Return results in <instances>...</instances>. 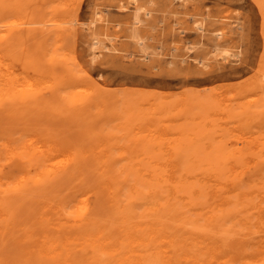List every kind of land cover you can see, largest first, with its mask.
Masks as SVG:
<instances>
[{"label":"rangeland","instance_id":"374dc122","mask_svg":"<svg viewBox=\"0 0 264 264\" xmlns=\"http://www.w3.org/2000/svg\"><path fill=\"white\" fill-rule=\"evenodd\" d=\"M114 1H117V3H115ZM119 1L121 4H119ZM142 1L143 0H130L129 2H126V0H112V2L111 0H13L11 7L8 8L6 13L2 12L4 14L1 17L3 23L6 22V20L7 22L10 21V23L11 21L16 23L13 28L17 31L16 33H18L20 38L14 42V48L12 51L16 53L14 55H5L6 59L13 57H15V59L7 60V62H10L13 69L17 70V73H19L23 71L24 68V55L30 54L34 56L35 59H38L39 57L40 60L44 59L45 61H43L42 64L44 66L50 64L49 66L51 68H55V72L62 73L63 71L70 72L71 70L72 74L74 72L76 76L80 77V80L77 83V86L79 87H77L76 89L81 91V95L83 97L90 98L91 115L89 117L83 115L70 119L65 117L63 110L58 112V114H53L51 110L47 109L45 112L41 111L42 113L40 112L39 114L34 115V119L32 120L34 121V126H30L32 130L30 131L24 126V123H19V121L22 122L24 120L12 121L10 118H3L2 114L0 115V132L1 130H4L6 133H12V135H14V137L16 138H18L19 134L25 133L26 135H24V137L19 141L23 142V140L25 139L32 138L31 140H33L36 145L42 146L41 149L47 153V158H50L47 159V164H52L55 166L67 163L66 161H69L70 159L72 162L71 164L78 163L84 166H95L96 164H123V162L124 164H127L132 162V160L134 163L138 162V160L141 163H147L148 161L166 162L167 160H198L201 158H219L220 156H224L225 158H235L237 156L264 155V80H262L264 79V0H192L193 2L190 0H185L187 2H183L182 0ZM105 2L107 3V5ZM158 3L161 5H159ZM123 5H125L126 7ZM174 5L176 6L174 7ZM94 6L95 8L91 9ZM184 6L187 7L184 9ZM148 7L149 9H147ZM224 7L226 8L224 9ZM97 8L102 15L104 13L106 14H104V16H101ZM100 10L103 12H101ZM233 10L234 13L236 12V14L231 12ZM2 11H5L3 7ZM162 11L165 12V14L159 13ZM223 12L225 15L223 14ZM146 13L149 15H147ZM187 13L188 15H186ZM113 14L115 15L114 18ZM220 14L223 19L218 16ZM94 15H96V18ZM162 15L164 16V18H166L165 21ZM214 15L217 17H215ZM122 16L127 17L123 18ZM193 16H195V19L193 18ZM161 17L163 19H161ZM119 18H121V20ZM173 18L175 19V21ZM141 19H143L142 22ZM177 19H179V22ZM215 19L217 21H215ZM96 20H98V22L100 21L101 23L99 22L98 24ZM197 20H200V22H197ZM202 21L203 23H201ZM207 21H209V23H206ZM216 22H220V25H218ZM150 23L152 27H150ZM79 25H81L82 27ZM120 25L123 26L121 27ZM127 25H130V29L129 27H127ZM138 25L140 26L139 30ZM193 25L195 26V30ZM181 26L191 31L180 30L183 29ZM176 27H179V29ZM189 27H191V29ZM7 28L8 25H3L1 27L2 34H4V32L6 34ZM197 28L199 30H197ZM78 31L80 35L76 34L78 33ZM101 31L103 32L101 33ZM90 32H92L93 34H91ZM211 32L214 33L211 35ZM127 34L129 38L127 37ZM201 34L203 36H201ZM89 35L91 37H89ZM152 35L153 37H157L158 39L153 38ZM217 36L218 38H216ZM186 37L189 38L187 39ZM225 37H228V39ZM89 38H91V40H88ZM133 38L135 39L133 40ZM5 39L6 40H4L5 42L3 46L4 48L7 47V38L5 37ZM120 41L122 43H120ZM189 44L190 46H188ZM154 45L158 51L155 50L156 48H154ZM108 47L111 49V52ZM143 48L145 49V51ZM190 49L193 51H191ZM226 50L228 53L224 52ZM3 52L6 53L7 50L3 49ZM50 52H53L51 54L52 56L50 55ZM195 52L197 56L195 55ZM220 52L222 53L220 54ZM146 53H149L148 56ZM209 53L211 54V56ZM219 54L221 57L217 56ZM194 55L196 56V58ZM207 55H209V57ZM146 56L148 57V59ZM182 56L184 57L181 58ZM192 57L194 58L192 59ZM213 57L215 59H213ZM135 58L137 61L135 60ZM139 58L141 59L138 60ZM101 60L104 63H101ZM141 60L143 64L141 63ZM199 60L202 63L199 62V64ZM107 64L108 66L111 65V68L108 67ZM145 64L148 65L146 66ZM102 65L105 67H103ZM155 67H157V69ZM191 67L192 69H190ZM201 67L202 69H200ZM87 68H91V70ZM112 68L114 69L112 70ZM104 69H106V71ZM165 69L170 74L166 72ZM205 69L208 70L206 71ZM100 70L101 72H99ZM151 71L155 72H153L152 74ZM179 71H181V73ZM165 72L168 74H166ZM238 72L240 73L238 74ZM48 73L49 72H45L41 74L46 75ZM146 73H150L149 76ZM185 74H188V76L190 77L186 76ZM162 75H165L166 78L165 76L163 78ZM194 76H196V78H194ZM150 81L151 83H154L156 81L157 82L151 84L149 83ZM116 82L118 84H116ZM183 82L185 83L183 84ZM190 82L192 84H190ZM134 83L138 84L135 85ZM139 83L141 85H139ZM146 84L151 85L148 86ZM85 87L89 89L86 90ZM122 89L123 91H121ZM136 89L140 91L139 94L137 91L135 92ZM122 92L123 94L125 92L129 94L126 95L125 93L128 98L124 97V99H122ZM145 93L147 94L144 95ZM178 93H180V95H178ZM200 93H204L205 95H201ZM46 94H50L48 90H46ZM161 94L165 97H162ZM136 95L137 97H135ZM215 99L217 102L215 101ZM188 100L191 101L192 104ZM120 101L124 102V105ZM157 110L160 112H158ZM181 111L184 112L181 113ZM14 116H18L17 113H15ZM175 123H177V125ZM188 123H190V125ZM42 126H45L44 130L42 129ZM227 135L229 137L226 138ZM163 137L165 140H161V138L163 139ZM250 138L251 141L249 140ZM245 140L247 142H245ZM21 142L17 144L21 145ZM250 142H253L251 147ZM232 146H234L235 150L234 148H232ZM138 147L140 149H138ZM240 147H242V150H240ZM50 148L53 149L52 153H50ZM125 149L127 150L124 151ZM144 150H146V152ZM1 151L2 150L0 149V152ZM73 154V159L77 158L74 161L71 158ZM218 155L219 157H217ZM7 160L8 159H6L3 154H0V169L2 170L0 178L4 180L5 175H10L12 179L18 178L20 175L18 168L12 164V161ZM90 201L91 203H93L94 197H91ZM20 211L21 208H19L18 213L19 223H22V221L28 222L30 220H35L37 222V220L39 218H42L44 214L36 200H31L28 202V209L26 211ZM262 214L264 216V210L262 211ZM36 228L38 229L39 226H30V230H32V232L37 231ZM19 233L21 236H24L23 230H21ZM14 234L16 235V231ZM14 234H9L6 237H1L3 239L5 238L4 240L7 241V245L5 247L4 245L0 246V256H8V254L17 252V250L19 249L18 247L21 243L23 248L27 249V246H25L24 244L27 239H21L20 241H16L15 243Z\"/></svg>","mask_w":264,"mask_h":264},{"label":"bare ground","instance_id":"6f19581e","mask_svg":"<svg viewBox=\"0 0 264 264\" xmlns=\"http://www.w3.org/2000/svg\"><path fill=\"white\" fill-rule=\"evenodd\" d=\"M12 1L13 0H0V115L3 114V118L4 117L10 118L12 121L24 120L22 122L19 121V123H24V126L26 128H28L30 131H32L30 126H34L33 125L34 121H32L34 119V115L39 114L41 111L45 112L47 109L51 110L53 112V114H58V112L63 110L65 117L70 118V119L76 118L79 116H83V115L86 117H89L91 115L90 98L83 97L81 95L82 94L81 91L76 89L77 87H79V86H77V83L79 82L80 77L76 76L74 74V72L72 74L70 69H69L70 72H65V71H63L62 73L55 72L54 71L55 68L54 67L51 68L49 66L50 64H47V66H44L42 64V62L45 61L44 59L40 60V57L38 59H35V57L30 55V54L24 55V57H25V60L23 61L24 68H23V71H21L19 73H17V70L13 69L10 62H7V60L15 59V57L6 59L5 55L6 56L14 55L16 53V52L14 53L12 51L14 48V42L20 38L18 33H16L17 31L13 28V26H15L16 23L12 22V21L10 23V21L7 22V20H6V22L3 23L2 17H1L4 13H6L8 8L11 7ZM129 1L126 0V2H129ZM149 1H151V0H149ZM182 1L184 2L185 0H182ZM190 1H192V0H190ZM109 2H108V4H109ZM111 2H112V0H111ZM142 2H144V0ZM185 2H187V1H185ZM115 3H117V1ZM140 3H141V1H140ZM119 4H121L120 1H119ZM158 4H157V6H158ZM178 4H180V3H178ZM184 4H188V3H184ZM106 5H107V3H106ZM159 5H161V4H159ZM123 6H125V5H123ZM135 6H137V5H135ZM175 6L176 5H174V7ZM2 7L5 9V11H2ZM186 7L187 6H184V9ZM198 7H199V5H198ZM230 7H231V4H230ZM93 8H95V6L92 7L91 9H93ZM225 8L226 7H224V9ZM249 8H250V6H249ZM115 9H117V8H115ZM147 9H149V7ZM31 10H33V9H31ZM97 10H98V8H97ZM125 10H127V9H125ZM156 10H157V8H156ZM186 10H188V9H186ZM234 10L231 12L234 13ZM2 12H4V13H2ZM98 12H99V10H98ZM101 12H103V11H101ZM104 12H105V10H104ZM201 12H202V10H201ZM204 12H206V11H204ZM207 12H208V10H207ZM85 13H86V11H85ZM89 13H90V11H89ZM159 13L165 14V12H163V11L159 12ZM166 13H169V12H166ZM170 13H171V11H170ZM188 13L186 15H188ZM217 13H218V11H217ZM104 14H106V13H104ZM104 14L103 15L101 14V16H104ZM223 14H224V12H223ZM234 14H236V12ZM147 15H149V14H147ZM150 15H152V14H150ZM94 16L96 18V15H94ZM114 16L115 15L113 14V18H114ZM195 16H196V14H195ZM195 16H193V18ZM218 16L221 17V14ZM117 17H119V16H117ZM126 17H123V18H126ZM215 17H217V16H215ZM229 17H230V15H229ZM233 17H235V16H233ZM163 18H164V16H163ZM163 18L161 17V19H163ZM201 18H203V17H201ZM119 19L121 20V18H119ZM165 19L166 18H164V21H165ZM182 19H180V20H182ZM211 19H212V17H211ZM14 20H15V18H14ZM112 20H114V19H112ZM142 20L143 19H141V22H142ZM177 20L179 22V19H177ZM204 20H206V19H204ZM96 21L98 22V20H96ZM103 21H105V20H103ZM174 21H175V19H174ZM198 21L200 22V20H197V22ZM215 21H217V20L215 19ZM93 22H94V20H93ZM99 22H98V24H99ZM148 22H150V21H148ZM159 22H161V21H159ZM220 22H218V23L216 22V23L218 25H220L219 24ZM120 23H118V24H120ZM122 23H124V22H122ZM201 23H203V21ZM206 23H209V21H207ZM98 24H97V26H98ZM185 24H186V22H185ZM3 25H8L6 34H5V32H4V34H2L1 27ZM83 25H84V23H83ZM130 25H127V27H129ZM212 25H213V22H212ZM79 26H81V25H79ZM109 26H108V28H109ZM113 26H115V25H113ZM156 26H158V25H156ZM197 26H199V25H197ZM150 27H152L151 23H150ZM147 28H146V30H147ZM176 28L179 29V27H176ZM189 28L191 29V27H189ZM211 28H213V27H211ZM222 28H220V29H222ZM129 29H130V27H129ZM139 29H140V26H139L138 30ZM217 29H218V27H217ZM180 30H187V29L183 28ZM194 30H195V26H194ZM197 30H199V29L197 28ZM189 31H191V30H189ZM96 32H99V31H96ZM102 32L103 31H101V33ZM90 33L93 34L92 32H90ZM151 33H153V32H151ZM213 33L211 32V35ZM76 34L80 35L79 31ZM128 34H127V37H128ZM143 34H144V32H143ZM195 34H196V32H195ZM172 35H173V33H172ZM116 36H119V35H116ZM116 36H115V38H116ZM201 36H203V35L201 34ZM225 36H226V34H225ZM5 37L7 38V45H6L7 47L6 48L3 47L4 42H5L4 40H6ZM89 37H91V36L89 35ZM152 37H153V35H152ZM75 38H76V36H75ZM86 38H87V36H86ZM153 38H155V37H153ZM173 38H176V37H173ZM216 38H218V36ZM225 38L228 39V37H225ZM103 39H102V41H103ZM134 39L135 38H133V40ZM171 39H172V37H171ZM88 40H91V38H89ZM122 40H123V38H122ZM52 41H53V39H52ZM95 41H96V39H95ZM108 41H110V40H108ZM128 41H127V43H128ZM230 42H232V41H230ZM120 43H122V42L120 41ZM220 43H222V42H220ZM86 44H88V43H86ZM134 44H132V45H134ZM155 45H154V48H156ZM165 45H166V43H165ZM195 45H197V44H195ZM138 46H139V44H138ZM159 46H161V45H159ZM188 46H190V44ZM258 46H259V44H258ZM3 49L7 50V52H9V53H7V52L4 53ZM133 49H134V47H133ZM140 49H141V47H140ZM187 49H189V48H187ZM155 50H157V48ZM159 50H161V49H159ZM144 51H145V49H144ZM191 51H193V50H191ZM110 52H111V49H110ZM138 52H140V51H138ZM224 52H227V50ZM52 53L53 52H50V55ZM177 53H178V51H177ZM221 53L222 52H220V54ZM148 54H147V56H148ZM216 54H218V53H216ZM220 54L217 56H220ZM109 55H112V54H109ZM152 55H153V53H152ZM195 55H196V52H195ZM228 55H230V54H228ZM65 56H66V53H65ZM144 56H145V53H144ZM196 56H195V58H196ZM207 56L209 57V55H207ZM210 56H211V54H210ZM183 57L184 56H182L181 58H183ZM231 57H232V55H231ZM151 58H150V60H151ZM193 58L194 57H192V59ZM224 58H226V57H224ZM258 58H259V56H258ZM108 59H109V56H108ZM140 59L141 58H139L138 60H140ZM147 59H148V57H147ZM201 59H202V57H201ZM213 59H215V58L213 57ZM135 60H136V58H135ZM210 60H212V59H210ZM96 61H100V60H96ZM199 62L202 63L200 60L198 61V63ZM216 62H218V61H216ZM257 62H258V60H257ZM101 63H104V62L101 60ZM141 63H142V60H141ZM73 65H74V63H73ZM245 65H248V64H245ZM81 66H83V65H81ZM97 66H99V65H97ZM107 66H108V64H107ZM113 66H114V64H113ZM201 66H205V65H201ZM207 66H209V65H207ZM103 67H105V66H103ZM108 67L111 68V65ZM250 67H252V66H250ZM155 68L157 69V67H155ZM158 68H159V66H158ZM161 68H162V66H161ZM164 68H166V67H164ZM194 68H195V65H194ZM29 69H31V70H29ZM87 69L91 70V68H87ZM106 69H104V70L106 71ZM113 69L114 68H112V70ZM122 69H120V70H122ZM190 69H192V67ZM200 69H202V67ZM217 69H219V68H217ZM239 69H240V67H239ZM50 71H52V72H50ZM165 71H166V69H165ZM183 71H185V70H183ZM45 72H49V73L46 75L41 74V73H45ZM80 72H84V71H80ZM99 72H101V70ZM153 72H155V71H153ZM153 72H152V74H153ZM166 72H168V71H166ZM179 72L181 73V71H179ZM191 72H193V71H191ZM216 72H215V74H216ZM251 72H249V73H251ZM168 73H166V74H168ZM186 73H188V72H186ZM239 73L240 72H238V74ZM149 74H147V75L149 76ZM185 75L188 76V74H185ZM192 75H194V74H192ZM217 75H219V74H217ZM101 76H103V75H101ZM107 76H109V75H107ZM107 76H106V78H107ZM124 76H125V74H124ZM164 76H163V78H164ZM201 76H203V75H201ZM229 76H230V74H229ZM141 77H142V75H141ZM156 77H157V75H156ZM159 77H160V75H159ZM188 77H190V76H188ZM120 78H122V77H120ZM165 78H166V76H165ZM194 78H196V76H194ZM143 80H145V79H143ZM262 80H264V79H262ZM110 81H112V80H110ZM118 81H120V80H118ZM188 81H190V80H188ZM156 82H154V83H156ZM149 83H151V81ZM154 83L152 82L151 84H154ZM184 83L185 82H183V84ZM186 83H188V82H186ZM229 83H231V82H229ZM106 84H109V83H106ZM116 84H118V83L116 82ZM137 84H135V85H137ZM151 84H149V85H151ZM190 84H192V83L190 82ZM139 85H141V84L139 83ZM146 85H148V84H146ZM187 85H189V84H187ZM178 86H179V84H178ZM172 87H173V85H172ZM82 88H84V87H82ZM87 89H89V88H86V90ZM114 89H117V88H114ZM46 90L49 91V93H50L49 95L46 94ZM181 90H183V89H181ZM121 91H123V89ZM136 91L139 94L140 91L137 89L135 90V92ZM146 91H147V89H146ZM149 91H151V90H149ZM125 93L123 94V92H122V94H121L123 96L122 99H124V97H127L126 95H129L127 93L125 95ZM146 94L147 93H145L144 95H146ZM203 94H201V95H203ZM178 95H180V93H178ZM186 95H188V94H186ZM161 96H162V94H161ZM135 97H137V95ZM162 97H165V96H162ZM162 97H160V98H162ZM207 97H208V94H207ZM159 100H157V101H159ZM215 101H216V99H215ZM120 102H122V101H120ZM125 102H127V101H125ZM189 102H191V101H189ZM123 103L124 102H122V104ZM191 104H192V102H191ZM129 105H131V104H129ZM121 107H122V105H121ZM138 108H139V105H138ZM158 112H160V111H158ZM183 112L181 111V113H183ZM15 113H17L18 116H14ZM133 115H135V114H133ZM205 116H207V115H205ZM165 119H167V118H165ZM118 122H120V121H118ZM175 124L177 125V123H175ZM188 124L190 125V123H188ZM189 125H187V126H189ZM0 127H1V125H0ZM42 129L44 130L45 126H42ZM118 131H119V129H118ZM222 131H223V129H222ZM144 132H145V130H144ZM24 135H26V134L25 133L19 134L18 138H16V137H14V135H12V133L11 134L6 133L4 130H1V132H0V149L2 150L0 152V154H3V156L6 159H8L7 161H12V164L18 168L19 173H20L19 177L16 179H12V177L10 175H5L4 180L0 178V238L6 237L9 234H14L16 231V235L14 234L15 243H16V241H20L21 239H24V240L27 239L26 242L24 243L25 246H27V249L23 248L22 243H21L20 246L18 247L19 249L17 250V252H15L13 254H8V256H0V264H264V216L262 214V211L264 210V155L237 156L235 158H228V157L225 158L224 156L219 157V155H218L217 157H219V158H201L198 160H192V159L186 160L185 159L183 161L167 160L166 162L148 161L147 163H141V162H139V160H138V162L134 163L132 160V162L127 163V164H124V162H123V164H112V165L111 164H96L95 166H84V165H81L78 163L77 164H71L72 162L70 159L69 161H66L67 163H64L62 165L59 164V166L58 165L55 166L52 164H47V161H48L47 159H50V158H47L48 155H46L47 153L41 149L42 146L36 145L35 142L33 140H31L32 138L31 139L30 138L25 139V140H23V142L19 141L24 137ZM227 137H229V136L227 135L226 138ZM231 139H232V137H231ZM161 140H165L164 137H163V139L161 138ZM249 140L251 141V138ZM19 142H21L20 143L21 145L17 144ZM245 142H247V141L245 140ZM252 143L250 144V147L252 146ZM147 144H148V142H147ZM226 144H225V146H226ZM202 146H203V144H202ZM148 148H150V147H148ZM232 148H234V146H232ZM130 149H131V147H130ZM138 149H140V148L138 147ZM49 150H50V153L53 152V149L50 148ZM126 150L127 149H125L124 151H126ZM189 150H188V152H189ZM234 150H235V148H234ZM240 150H242V147H240ZM144 151L146 152V150H144ZM148 151H150V150H148ZM229 151H231V150H229ZM73 156H74V154L72 155L71 158L74 161L77 159L76 158L77 155L75 157L76 159H73L74 158ZM215 156H216V154H215ZM129 157H131V156H129ZM62 160H64V159H62ZM4 163H5V161H4ZM57 163H58V161H57ZM1 173H2V170L0 169V174ZM91 197H94L93 203H91V201H90ZM31 200H34V201L36 200L38 202V204L41 207L42 212H44L43 217L39 218L37 220V222L35 220H33V221L30 220L28 222L22 221V223H19V221H18L19 208H21L22 212L26 211L28 209V202ZM32 225H38L39 226L38 229L36 228L37 231L32 232V230H30V226H32ZM21 230H23L24 236L20 235L19 232ZM4 239L3 238L0 239V246L4 245V247H5L7 245V241ZM3 250H5V249H3Z\"/></svg>","mask_w":264,"mask_h":264}]
</instances>
